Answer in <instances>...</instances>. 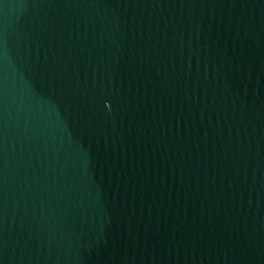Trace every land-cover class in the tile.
I'll use <instances>...</instances> for the list:
<instances>
[{"label": "water", "instance_id": "1", "mask_svg": "<svg viewBox=\"0 0 264 264\" xmlns=\"http://www.w3.org/2000/svg\"><path fill=\"white\" fill-rule=\"evenodd\" d=\"M0 264H264V0H0Z\"/></svg>", "mask_w": 264, "mask_h": 264}]
</instances>
